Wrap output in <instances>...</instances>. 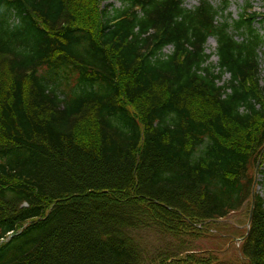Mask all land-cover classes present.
Returning a JSON list of instances; mask_svg holds the SVG:
<instances>
[{
    "label": "trees",
    "instance_id": "trees-1",
    "mask_svg": "<svg viewBox=\"0 0 264 264\" xmlns=\"http://www.w3.org/2000/svg\"><path fill=\"white\" fill-rule=\"evenodd\" d=\"M120 1L0 0V264H264L257 193L241 262L192 245L252 206L264 13Z\"/></svg>",
    "mask_w": 264,
    "mask_h": 264
},
{
    "label": "rangeland",
    "instance_id": "rangeland-1",
    "mask_svg": "<svg viewBox=\"0 0 264 264\" xmlns=\"http://www.w3.org/2000/svg\"><path fill=\"white\" fill-rule=\"evenodd\" d=\"M184 6L192 8L198 5L199 0H183ZM215 6L222 3L223 0H209ZM229 2L228 12L233 18H236L240 8L247 2L252 5L255 12L264 13V0H227ZM103 8L110 10L111 8H120V0H104L102 3ZM262 34L264 35V25H262ZM216 43L213 38H209L206 44V53L212 54L215 51ZM171 52L170 48L164 50L165 54ZM260 83L264 86V45L260 53ZM209 62L217 63V58L213 56ZM228 75L223 77L227 80ZM258 156V160L254 170V192L264 197V148ZM259 162L258 169L256 170L257 163ZM250 210L245 207L243 210L229 215L227 218L211 222L204 225L205 237L199 240H194L192 245L196 249L206 250L213 252L220 260L225 262L237 263L242 261L240 254V246L242 239L245 237L249 227V214Z\"/></svg>",
    "mask_w": 264,
    "mask_h": 264
},
{
    "label": "water",
    "instance_id": "water-1",
    "mask_svg": "<svg viewBox=\"0 0 264 264\" xmlns=\"http://www.w3.org/2000/svg\"><path fill=\"white\" fill-rule=\"evenodd\" d=\"M258 165H259V162L257 163L256 170L258 169ZM252 199L254 200V195H253Z\"/></svg>",
    "mask_w": 264,
    "mask_h": 264
}]
</instances>
